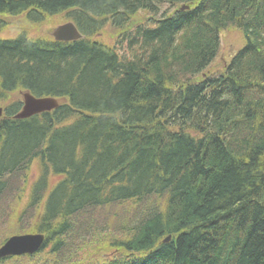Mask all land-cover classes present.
Instances as JSON below:
<instances>
[{"label":"trees","instance_id":"obj_1","mask_svg":"<svg viewBox=\"0 0 264 264\" xmlns=\"http://www.w3.org/2000/svg\"><path fill=\"white\" fill-rule=\"evenodd\" d=\"M163 7L154 27L124 29L138 11ZM24 11L33 22L67 11L86 37L0 39V99L20 89L67 98L28 119L13 117L20 100L6 106L3 215L38 159L20 229L45 233L60 257L85 239L156 264H264V0H0V14ZM108 23L124 29L123 54L89 40ZM229 25L244 46L223 72L201 77ZM191 77L206 88L187 87ZM51 172L64 174L52 186ZM115 205L131 215L108 233L95 212Z\"/></svg>","mask_w":264,"mask_h":264},{"label":"rangeland","instance_id":"obj_2","mask_svg":"<svg viewBox=\"0 0 264 264\" xmlns=\"http://www.w3.org/2000/svg\"><path fill=\"white\" fill-rule=\"evenodd\" d=\"M135 15H137V17L132 18V21L130 23L131 27L139 23L147 22V18L149 17L148 13L145 11L137 12ZM32 17L34 18V16ZM157 17L158 15H155V19H158ZM41 18L42 20L33 22V20L31 21L29 19L26 13L16 14L14 16L2 14V16L0 15V21L3 22L4 25L0 27V38L16 37L19 33H22L25 34L27 38L30 40L33 39L44 40L48 38L51 39V33L54 30V28L67 21L64 13H59L57 15L55 14L52 16L44 15ZM228 29L224 30V32L222 33L220 52L215 58V60L212 62L211 67L207 71H214L219 68H223L225 65V60L226 59L229 60L231 54L234 53L237 49H239L243 45L244 42L241 32L239 30L233 29L228 33L227 36H225ZM116 38L117 37L114 35L111 29L107 28V30L104 31L101 40L108 43L109 45H113ZM117 39H119V37ZM126 49H127V45L125 44L123 45V50L126 51ZM119 51L122 52V50L120 49ZM21 93L22 92L20 90H16L15 92L11 93L8 96V99L6 101L0 102V104L6 105L8 102L14 101L15 99H21ZM39 172H40L39 161H35L31 164L30 171H28V182H27L28 185L30 184V181L32 182L34 179H36ZM59 178H60L59 175H55V174L51 175V183L57 181V179ZM27 183H25L26 189L21 194V201L20 203H18L21 206L18 207L17 210L18 212L25 204L28 198L30 187H28ZM114 208L115 209H110L109 207L99 208L98 209L99 211L95 212L96 217L100 218V220L103 218L102 221H106V223L108 222L107 225H109V227L111 228L110 230L107 231L108 233H113V228L119 229L121 221L125 222L126 218L130 217L131 215L130 213L131 206L127 207L124 205H118ZM17 220H18L17 215H13L10 217L3 215L2 217H0V221H2V223H0V242L4 240V238L13 236V234L23 231L20 228H24L28 225V222L24 221V219L20 221V223H17ZM32 222L33 220L31 221V223ZM20 224H22L23 226H20ZM31 230H33L31 232H36L34 228H31ZM83 241L84 243L82 242L78 243L79 251L77 252L74 249L73 254L70 255L69 257H72L75 260H82V261L84 260L85 262H90V263L108 257L109 250L111 249H107L106 244L104 243L101 244L100 245L101 248L99 247L95 248L93 244H85V239H83ZM34 255H35L34 258H29V255H23L20 257L13 258L12 261L22 260L25 263H29V264H49L50 262H52L54 258L53 256H51V253L48 252V248H46V250H43L41 252H37ZM7 262L8 264H10L9 262L11 261L8 260Z\"/></svg>","mask_w":264,"mask_h":264},{"label":"water","instance_id":"obj_3","mask_svg":"<svg viewBox=\"0 0 264 264\" xmlns=\"http://www.w3.org/2000/svg\"><path fill=\"white\" fill-rule=\"evenodd\" d=\"M53 36L57 40H77L83 37L73 22L58 26L53 31ZM23 106L14 116L18 119L29 118L35 114L50 111L57 108L59 102L53 97H37L28 91L22 93ZM2 108L0 107V115ZM44 236L42 234L16 235L8 239L0 248V256L36 251L42 244Z\"/></svg>","mask_w":264,"mask_h":264},{"label":"bare ground","instance_id":"obj_4","mask_svg":"<svg viewBox=\"0 0 264 264\" xmlns=\"http://www.w3.org/2000/svg\"><path fill=\"white\" fill-rule=\"evenodd\" d=\"M247 5H249L250 7H252V4H247ZM190 7V6H189ZM185 8L186 10H189L190 8ZM199 7V6H198ZM198 7H197V9H198ZM195 11V10H194ZM195 13H197L196 11H195ZM196 18L197 17H195V15L193 14L192 16H189L188 18H186V20H188L189 22H192V23H194V22H197L196 21ZM241 23H243V22H241ZM231 27V28H230ZM229 28V29H228ZM126 29H127V31L128 32H130L129 31V25H127L126 26ZM226 29H228L227 30V33L225 34V36H227L228 35V33L231 31V30H233V29H235V30H239V31H242L241 30V28L240 27H238V26H236V25H229V26H227V27H225V28H223V29H221L220 31H219V37L221 38V35H222V33L224 32V30H226ZM130 35H132V33H129ZM220 45H221V42H220ZM212 64V63H211ZM211 64L209 65V67L208 68H210L211 67ZM207 68V69H208ZM205 73H206V70L204 71V72H202V74H201V77L203 76V75H205ZM207 75V74H206ZM198 82H199V80H197V79H195V78H189L188 80H186L185 81V83H187V84H185V85H188L187 87H190V88H192V87H195V90L196 91H198V90H200V88L202 87V88H206V85H207V83L206 82H204V81H201L200 80V82H199V84H198ZM163 204H161V206H162ZM156 262L154 261V260H152V259H150V260H147V261H145L144 263H138V264H155Z\"/></svg>","mask_w":264,"mask_h":264}]
</instances>
